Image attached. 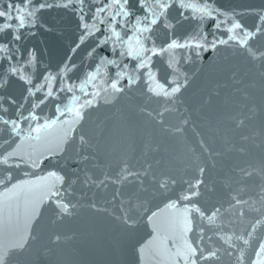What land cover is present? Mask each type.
Masks as SVG:
<instances>
[{
    "label": "water",
    "instance_id": "95a60500",
    "mask_svg": "<svg viewBox=\"0 0 264 264\" xmlns=\"http://www.w3.org/2000/svg\"><path fill=\"white\" fill-rule=\"evenodd\" d=\"M0 264H264V0H0Z\"/></svg>",
    "mask_w": 264,
    "mask_h": 264
}]
</instances>
